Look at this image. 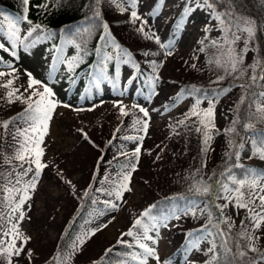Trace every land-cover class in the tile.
<instances>
[{"label": "rangeland", "instance_id": "obj_1", "mask_svg": "<svg viewBox=\"0 0 264 264\" xmlns=\"http://www.w3.org/2000/svg\"><path fill=\"white\" fill-rule=\"evenodd\" d=\"M101 6L112 38L128 49L146 72L152 88L146 100L136 96L137 85L132 79L134 71L126 62V51L123 49L119 50L120 61L117 64L120 95L106 82L102 83L100 93L92 89L89 95L77 92L75 84L68 87L61 81L50 83L49 72L53 73L55 81L65 73V68L43 44H37L27 52H16L15 58L8 64L0 61V72L4 73L0 76V125L13 121L7 131L0 127V137H3L0 139V216L3 217L0 218V241L4 242V246L11 239V235H3L11 227L9 215L18 216V213L10 212V206L4 199L8 195L4 188L20 187L15 184L17 172L24 170L19 167V161L12 159L11 163H5L4 160V157L11 158L14 148L18 147L13 140L16 129L27 127L23 120L16 119L25 113L27 104L15 97L26 98L32 91L43 90L40 85L29 89L30 73L32 78L52 88V99L58 103L42 145V163L46 167L37 180L35 190L29 192L31 199L22 208L25 219L19 223V232L30 237L25 253L30 250L32 256L29 260L26 254H21L13 258V264H46L51 259L62 232L91 185L96 207L89 221L69 242L61 261L72 250L77 237L99 228L95 235L85 239L67 262L93 264L132 228L137 218H142L149 225L153 223L141 214L152 208L154 202L181 192L196 193L199 187L195 182L197 173L201 171L206 179L231 148V112L236 98L251 82L253 75L249 65L255 51L248 45V33L242 31L247 27L245 22L251 20H243L228 43L234 55L243 57V63L238 66V71L232 72L227 61L225 72L230 83L227 84L220 80L204 51L207 45L205 39L219 47H224L226 41L219 25V15L208 7L205 0H133L132 3L130 0H101ZM133 11L138 18L132 17ZM16 24L20 38L14 37L13 41L17 44L35 27L22 21ZM236 36L240 38L233 43ZM0 43L7 45V37L1 30ZM169 52L171 55L167 54ZM229 57L228 51L225 59ZM9 80L13 81L11 85H8ZM226 84L227 89L216 99L214 127L210 130L212 138L205 145V129L199 123L200 117L188 118L187 114L197 99L202 101L199 109H207L208 100L216 94H204L197 98L192 90L216 89ZM184 87H189L191 92L181 95ZM16 89L19 91L9 103L7 94ZM257 105L264 106V98L258 99L256 110ZM121 107L127 115L121 114ZM140 108L147 110V117ZM138 120L148 122L147 134L142 131V123H136ZM197 127L201 131H196ZM138 146L141 150L137 163L135 149ZM123 159L128 160L125 171L117 165ZM239 162L264 169V159L253 154L248 140L244 142ZM133 164L136 171L131 173V191H125L123 198L117 200L109 192L118 183H123V174L129 172ZM27 167L29 164L25 163L24 168ZM31 167L33 172L23 177L25 183L34 177L35 165ZM16 198L19 199V194ZM107 202L116 204L117 208H111ZM225 203L224 199H218L216 205ZM224 216L231 217L228 225L231 229L253 233L252 223L246 219V209H236L229 204L224 209ZM155 217L156 228L148 233L151 239L140 242L152 248L159 261L142 252L134 255L137 259L125 264H139L140 259H147V264H208L214 253L208 252L212 244L206 234L183 258L166 262L181 246L188 231L205 224L207 214L203 203L191 202L185 209L176 208L170 215ZM132 230L134 233L140 231L138 228ZM254 235L260 237L254 244L258 251H251L250 241L246 236L241 237L249 255L264 249V225ZM123 239L126 243L138 245L134 237L124 235ZM20 243L18 240L17 246ZM258 262L264 264V261ZM0 264H6V261L0 260Z\"/></svg>", "mask_w": 264, "mask_h": 264}, {"label": "trees", "instance_id": "obj_2", "mask_svg": "<svg viewBox=\"0 0 264 264\" xmlns=\"http://www.w3.org/2000/svg\"><path fill=\"white\" fill-rule=\"evenodd\" d=\"M133 0H130L132 3ZM210 7L220 17V28L225 36V46L219 47L208 42L205 39L204 51L208 56L211 66L214 68L220 80L228 82L225 65L229 59H225L229 49L228 43L234 36L241 22L245 19L251 20L254 24V34L248 39V45L254 48V59L251 65L259 61L264 66V0H207ZM27 8V13H25ZM25 16L27 19H25ZM27 22L34 26L31 35L26 36L19 43H13L14 37L10 35V23L12 22ZM108 25V32L105 33L104 25ZM39 26V27H37ZM0 30L7 37V45L5 48L8 51L0 49V61L3 64L10 63L12 58H15L12 53L18 51H29L31 47L37 44L46 46L48 52L55 54L56 59L64 66L65 73L58 80L53 81L54 75L49 72L48 80L50 83L63 82L65 86L72 87L73 84L78 88L77 92L83 91L89 95L92 89L96 93L102 90V83L106 82L112 86L115 93L120 95L121 89L117 78V64L120 61L119 50L123 49L126 53L131 54L129 60L126 55L125 60L134 71L133 81L137 85L136 96L142 100H146L151 92V85L147 81V75L142 69L140 63L136 61L132 53L123 47L120 43L112 38V33L109 24L104 18L101 6V0H29L27 5L24 0H0ZM119 45V48L116 47ZM75 58H79L78 61ZM73 61V66L69 69V62ZM104 69L103 78L99 79L97 86V77L101 75L100 70ZM257 73H260V68H257ZM253 74V72H252ZM227 84H230L229 82ZM227 84L216 89H198L194 92L197 98L204 94L212 96L216 93H222L227 89ZM249 82L236 98L232 109L231 129L229 131L231 137V148L228 153L221 159L209 175L204 178L201 171L195 177L196 184L200 187L202 184H213L215 180L220 178V172L226 171L229 167L232 173L237 177L243 175L246 169H255L264 172L263 168L243 164L236 161L234 155L229 154L241 152L243 149L238 147L239 144L248 140L249 146L254 154L253 139H258L264 134V117L256 110L255 105L260 98L259 93L263 92L264 81H257L255 86H251ZM191 90L189 87H184L182 94H188ZM171 106V105H170ZM252 123V129H246L245 124ZM258 156L257 154H254ZM235 163L243 165V169L232 167ZM128 160L123 159L117 162V165L122 170L127 169ZM216 174L215 176L213 174ZM218 187V186H217ZM92 185L80 201V205L73 213L68 221L64 231L62 232L57 248L46 264H56L57 255L60 260L64 257L69 242L79 232L82 225L90 219V214L96 207L92 200ZM217 200L215 196L201 194L199 192H181L174 194L154 202L152 206V215L161 216L163 214L170 215L176 208L179 210L185 209L189 203L204 204V211L207 214L206 222L198 229L188 231L181 246L166 262H170L180 257L183 258L190 250H192L206 233L201 230L205 227L209 231L216 233L217 229L209 223V212L213 213L212 223L217 222V217L220 215L215 207ZM221 229L226 231L225 236L213 235L207 236L211 241H215L216 250L214 255L217 257L220 264L224 261L223 243L226 240L232 253H236L237 249L245 252L244 245L239 231L233 229L227 232L228 225L221 224ZM192 233L193 235H189ZM197 240L199 241L198 243ZM195 244V246H194ZM128 245H131L129 247ZM113 252L102 256L93 264H117L123 260L124 262L131 261L132 257L141 254V249L136 244H113L111 247ZM246 253V252H245ZM264 253V249L254 255H246L243 258L236 257L234 264H249L250 261L260 260V254Z\"/></svg>", "mask_w": 264, "mask_h": 264}, {"label": "snow or ice", "instance_id": "obj_3", "mask_svg": "<svg viewBox=\"0 0 264 264\" xmlns=\"http://www.w3.org/2000/svg\"><path fill=\"white\" fill-rule=\"evenodd\" d=\"M207 3V0H205ZM29 3V0H24V4L27 5ZM208 7H212L211 4H208ZM25 13H27V8H25ZM132 17L138 18L137 13L135 11L132 12ZM25 19L27 17L25 16ZM29 23H31L29 21ZM245 24L247 27L243 28L242 31H245L248 33L249 38H251L254 34V28L252 27L251 21H246ZM10 35L12 37H15L16 39H19V28L17 27V24L15 22L10 23ZM39 27V26H37ZM105 33L108 32V25L105 24L104 26ZM237 27H239L237 25ZM143 30V29H141ZM29 35H31V32H29ZM240 37L236 36L234 37L233 43L235 40H238ZM15 43V41H13ZM117 48H119V45H116ZM0 49H3L5 51H8L7 48H5V45L0 43ZM234 50L230 49V57L228 60V64L230 65V69L232 72L238 71V66L243 63V57L239 55L233 54ZM168 55H171V53H167ZM14 56L15 53H12ZM125 55L128 56L129 60L131 59L130 53H125ZM77 61L79 58H75ZM73 66V61L69 62V69H71ZM8 67H11V65H8ZM162 67V65H161ZM260 68V73H257V68ZM253 75L251 76V86H255L257 84V81H264V66L260 64L259 61L255 62L253 65H251ZM101 75L97 77V86L99 79L103 78L104 69L100 70ZM4 73L0 72V76H3ZM29 89H32L36 85H40L43 90H36L32 91L31 94L23 98L21 96H16L15 98L17 100H21L22 102L27 104V108L25 109V113L18 116L16 119H21L23 122L27 125V127L24 128H17L16 134L13 135V140L16 141V144L18 147L14 148V155L9 157H4L5 163H11L12 159H15L20 162L19 167L23 168V172H17V178L15 181V184L21 185L20 187H11L8 188L5 186L4 190L8 193V195L4 198L8 205L10 206V212L11 213H18V216L9 215V223H11V227L3 232L4 236L11 235L10 241L7 242L6 246H4V242L0 241V260L6 261V264H13V258L19 257L21 254H26L29 257V260L31 259L32 252L29 250L27 253H25V245L29 242L30 237L23 236L19 232V223L22 222L25 219V213L22 211V208L25 204V202L29 199H31V196L29 195L30 190L34 191L36 187V183L38 178L40 177L42 170L46 167L44 163H42V157L44 155V149L42 147L44 143L45 136L48 133L49 129V122L52 119L54 110L57 108L58 103L52 99L54 96V93L52 91V88L42 84L41 81H38L34 78H32L31 74L29 73ZM159 77H157L158 79ZM13 83L12 80L8 81V85H11ZM8 85H5L7 87ZM243 87V85H242ZM264 87V85H262ZM19 89H16L15 91L8 92V102H12V97L15 95V92H18ZM27 91V90H26ZM192 91H198L197 89H193ZM220 93H216V95L208 100V108L207 109H199V105L202 102L200 99L196 100V104L193 106L192 110L187 114L188 118H191L192 116L200 117V125L205 129L204 131V141L205 145H207L208 141L211 140V134L210 130L212 127H214L213 120H214V105L216 102V99ZM259 96L261 98H264V92L259 93ZM64 107H68V105H64ZM140 111L143 113L145 117L148 116V112L144 108H140ZM257 111L262 114V117H264V106L257 105ZM121 114L127 115L128 113L124 111V108L121 107ZM13 123V121L4 122L0 127H3L5 131L8 130L9 124ZM136 123H142V131L147 134L148 130V122L147 121H136ZM180 123H184V121H180ZM246 129H252L253 124L247 123L244 125ZM119 131V129H117ZM196 131H201L200 127L196 128ZM230 131H235V129H231ZM18 137H22L23 139H18ZM0 139H3V137H0ZM125 139H131V137H125ZM141 140L143 137L140 138ZM252 144L254 147V154H257L260 156L261 159H264V134H262L258 139H253ZM240 149H243L244 144L241 143L238 145ZM140 147H136L135 149V155L137 159V163L139 161V155H140ZM205 151H207V148H205ZM230 158L232 155L235 156L236 161H239L240 159V153L235 152L232 154H229ZM28 163L29 167L24 168V164ZM35 165V172L34 177L29 182H23V177L27 176L28 173L33 172V168L31 165ZM232 167H237L243 169V165L239 163H235ZM15 170V168L13 169ZM136 171L135 164L131 166V169L129 172L123 174V183H118L112 191L109 192V195H115L117 200H120L123 198V193L125 191H131L129 187L130 179H131V173ZM11 175V173L9 174ZM216 175L215 173L213 174ZM220 178L215 180L213 184H202L200 187L197 188V192L201 194L206 195H212L215 196L216 199H224L226 201L223 205H215L217 210L219 211L220 215L217 217V222L215 224L212 223V216L213 213L209 212V223L212 224L213 227L217 229L216 233H213L208 230L207 227L202 229L201 231L203 233H206L207 236H213V235H219V236H225L226 231L221 229V224L223 225H229L231 221V217H225L224 216V209L231 204L236 209H246L248 212V216L246 219L250 220L253 226V233H247V231L241 232L240 236L245 237L250 241V250L251 251H258V249L254 246L255 241H258L260 239L259 236L254 235L256 231H259L261 229V226L264 225V172L257 171L255 169H246L243 172V175L240 177H237L235 174L232 173L231 167H229L226 171L220 172ZM218 186V187H217ZM247 190V191H246ZM19 194V199H17V195ZM87 195V193H85ZM259 201V203H257ZM110 204V207L113 209L117 208V205L111 202H107ZM154 207V206H153ZM259 209V211L257 210ZM193 215H195V212H193ZM142 217L148 218L149 220L153 221L151 225L146 224L143 222L142 218H137L134 221V224L132 225V228L129 229L127 233L122 234V236L117 240V244H126V242L123 239L124 235H127L129 237H134L137 240L138 246L143 249L146 256L154 257L159 261V257L156 256L155 251L148 247L146 244L141 243V240H150L151 237L148 235L150 230H153L156 228V221L157 217L152 215V208H149L145 210L142 214ZM0 218H3L0 216ZM15 220V223H12V221ZM243 223V222H242ZM107 226L106 224L104 225ZM166 227L167 225L164 224ZM140 229V231L134 233L132 229ZM100 229L97 228L95 230H92L90 233H84L82 236L77 237V241L72 244V250L67 254V257L64 261H61L59 258V254L57 255V264H67L68 261L71 260L73 253L83 245L85 242V239L90 238V236L95 235L96 231H99ZM230 227L227 228V232H230ZM189 235H193L192 233H189ZM205 238L204 236H201L199 239ZM20 241V245L17 246V241ZM199 241L197 240L196 243ZM212 244V247L208 249L209 253H214L216 250V244L215 241H210ZM131 247V245H128ZM195 246V244H194ZM224 248V261L223 264H234V261L236 260V257L243 258L246 253L243 251H240L237 249L236 253H232V249L228 247L227 241L225 240L223 243ZM113 252V248H108L105 250V255H108L109 253ZM132 259H137V257H132ZM260 260L264 261V253L260 254ZM117 264H125L123 260L117 262ZM139 264H147V259H140ZM208 264H220L217 257L213 255L211 259L208 261ZM249 264H259L258 261H250Z\"/></svg>", "mask_w": 264, "mask_h": 264}, {"label": "bare ground", "instance_id": "obj_4", "mask_svg": "<svg viewBox=\"0 0 264 264\" xmlns=\"http://www.w3.org/2000/svg\"><path fill=\"white\" fill-rule=\"evenodd\" d=\"M191 64V63H190ZM193 66V65H192ZM193 68V67H192ZM44 216V215H43ZM44 218V217H43Z\"/></svg>", "mask_w": 264, "mask_h": 264}]
</instances>
